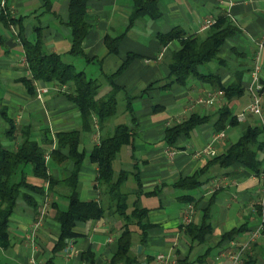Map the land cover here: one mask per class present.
Segmentation results:
<instances>
[{"label": "crops", "instance_id": "crops-1", "mask_svg": "<svg viewBox=\"0 0 264 264\" xmlns=\"http://www.w3.org/2000/svg\"><path fill=\"white\" fill-rule=\"evenodd\" d=\"M68 4L69 0H0V110L16 128L31 123L35 131L40 122L44 123L49 128L46 136L52 140L57 133L79 129V112L66 97L57 94L54 84L35 83L34 96H30L21 81L28 79L29 74L20 40L33 43L39 38L49 53L66 54L71 46L66 26ZM87 6L88 22L94 27L83 42V50L95 63L84 65L77 60L74 65L83 66L85 71L90 67L97 69V75H110L127 54H133L136 58L115 79V85L128 95L157 85L132 102L137 135L132 146L126 147L120 155L123 166L134 172V167L137 168L139 188L135 190V180L130 177L129 193L138 194L136 208L147 210L146 221L150 225L141 243L139 231L133 228L131 253L135 262L161 264L157 257L164 255L167 259L163 264H234L230 257L246 245L236 264H264V221L258 214L260 177L240 165L228 171L212 166L201 176L203 185L197 190L185 192L173 187L178 180L192 177L212 158L224 153L247 128L264 122L263 110L262 121L247 112L251 104L247 88L251 82L252 61L258 43L264 41V0H157L160 18L140 20L130 29L127 24L132 11L131 0H91ZM220 14L229 17L238 33L226 40L219 51L224 64L212 62L200 71L218 77L225 87L238 84L244 89L243 95L227 101L223 94L218 96L219 91L210 84L196 80H190L184 87L160 90L169 75L172 53L179 49V44L174 42L160 50L156 37L174 28L187 36L203 35L204 23L213 22ZM3 16H8L14 24ZM123 33L117 55H108L104 36L116 37ZM262 64L260 80L264 81V52ZM103 91H107L106 88ZM224 107L238 125L215 133L212 124ZM192 114L209 117V123L196 128L189 137H179L175 149L167 148L163 144L166 128L185 121ZM7 128L0 117V143L14 149L4 136ZM95 133L83 137L87 153L97 144L93 140ZM34 137L37 136L34 134ZM66 167L70 171L72 164ZM96 173L95 165L88 161L81 166L78 174L81 201L105 200L93 189ZM52 175L59 176L55 170ZM26 182L43 189L44 195L30 193L36 202L35 211L21 206L12 215L8 226L11 247L0 250L3 262L90 264L91 260L92 264H109L117 251L116 240L122 226L119 217L109 211L102 219L76 223L77 238L58 251L55 246L60 229L54 214L56 209L66 208V191L56 187L47 196L46 182L32 176H28ZM185 195L192 202L180 200ZM188 205L192 207L188 224L209 227L210 232L201 244L192 243L184 233L183 227L187 224L183 217ZM42 209L45 210L43 215L40 214ZM237 229H242L240 235L219 243L223 234ZM254 232L258 234L252 238Z\"/></svg>", "mask_w": 264, "mask_h": 264}, {"label": "trees", "instance_id": "trees-1", "mask_svg": "<svg viewBox=\"0 0 264 264\" xmlns=\"http://www.w3.org/2000/svg\"><path fill=\"white\" fill-rule=\"evenodd\" d=\"M89 1L91 0H69L66 26L70 32L71 46L66 54L49 53L39 38L33 43L25 39L20 40L29 74L28 79L21 81L25 84L27 92L30 96H34L33 84L35 83L54 84L58 88L57 94L66 97L79 112L80 127L76 130L57 133L55 139L52 140L46 136L49 128L44 123L37 126L39 128L35 131L31 123L28 126L16 128L0 110L3 124L8 127L3 131L4 136L15 147L10 149L0 143V250L11 247L8 226L12 215L18 212L21 206L35 211L36 202L29 195L30 193L44 195L43 189L33 187L26 182L27 177L32 176L47 183V196H50L56 187H61L66 191L64 196L67 201L66 208L56 209L54 214V221L60 229L55 246L58 251L63 250L68 242L77 238V234L74 233L76 223L102 219L110 211L120 218L122 226L116 240L117 251L109 264H137L131 253L132 235L135 234L133 228L139 231L138 237L141 243L150 225L146 221L147 210L136 208L138 194L129 193L128 180L130 177L133 181L135 180V190L139 188L137 168L134 167V172L123 166L120 155L126 147L132 146L137 135L138 128L132 102L142 98L148 90L156 88L157 85L148 86L134 95L126 94L115 85V79L136 58L133 54H127L118 69L110 75L101 74L98 77H92L84 69L79 72L76 70L77 65H74V62L77 60H81L84 65L95 63V59L86 57L83 50V42L94 27L91 22H88L87 3ZM131 1L132 11L128 18L127 29L140 20L157 21L160 18L157 0ZM2 18L8 19V16ZM8 22L13 23L9 19ZM19 30H22L21 26ZM237 33L238 30L229 17L220 14L203 35L187 36L178 28L158 35L156 39L160 50L174 42L179 44V49L172 53L168 63L169 75L160 90L169 91L173 86L184 87L190 80H196L210 84L221 92L227 101L242 96L244 89L238 84L225 87L221 85L218 77L205 75L200 71L203 66L212 62L219 65L224 64L219 51L225 41ZM124 36V33L116 37L104 36L103 44L108 55H117L118 45ZM260 85L261 109L264 111V99H262L264 81L260 80ZM104 88L107 91L100 96V91ZM119 98L124 103L122 111L118 109ZM119 115L124 116L127 123L115 124L113 119ZM207 123H209V117L192 114L185 121L166 128L163 144L169 149H175L179 137H189L196 128ZM237 125L236 118L231 116L227 107L218 112L217 120L212 124L215 133L224 131L226 127ZM95 131L99 134L98 143L87 153L84 149L83 137ZM45 155L48 156L47 160H45ZM86 161L95 165L97 169L93 189L98 192L99 198L105 200L84 202L79 199L78 174ZM68 163L72 164L70 171L66 167ZM234 165L242 166L255 177L262 175L264 122L247 128L235 143L227 147L224 153L212 158L192 177L178 180L173 187L185 192L197 190L203 185L200 180L201 176L205 175L210 167L218 166L219 169L228 171ZM54 170L58 172V177H53L52 171ZM130 197H133L131 201ZM180 200L192 202L188 195L182 196ZM105 204H107L106 207ZM51 206L55 209V203ZM262 211L264 212V209L259 206L258 214L262 215ZM262 219L264 221V215ZM183 228L189 240L197 244H201L210 232L209 227L202 224L196 226L190 223ZM241 233L242 229L225 233L220 237L219 243L230 241ZM262 234H264V226ZM92 263L93 261L90 260V264ZM0 264H6L1 257Z\"/></svg>", "mask_w": 264, "mask_h": 264}, {"label": "built area", "instance_id": "built-area-1", "mask_svg": "<svg viewBox=\"0 0 264 264\" xmlns=\"http://www.w3.org/2000/svg\"><path fill=\"white\" fill-rule=\"evenodd\" d=\"M213 24L212 21H206L204 23L203 29H207L208 27H210ZM262 54H263V43L260 42L257 45L256 48V53L254 55L253 61H252V69H251V82L247 88L248 93L250 95V99H251V104L250 106L247 108V112L249 114H252L254 116H257L258 118H260V120L262 119V109H261V98L259 95V92L261 90V85H260V73L262 70ZM222 93L219 92L218 96H221ZM93 140L95 143H98V134L95 133ZM48 159V156L45 155V160ZM261 179V189H260V200L258 205L264 209V169H263V173L260 176ZM192 212V207L190 205H188L186 207V210L184 211V223L188 224L190 222V215ZM45 213V210L42 209L40 214L43 215ZM264 215V212L262 211V217ZM262 226V225H260ZM258 233L254 232L253 235L251 236L252 238H254ZM246 245L241 249V251H239L238 253L234 254L231 258V260L233 261L234 264L238 263L240 260V255L242 254V252L244 250H246ZM166 257L164 255H160L157 257V261L161 264L166 262Z\"/></svg>", "mask_w": 264, "mask_h": 264}, {"label": "rangeland", "instance_id": "rangeland-1", "mask_svg": "<svg viewBox=\"0 0 264 264\" xmlns=\"http://www.w3.org/2000/svg\"><path fill=\"white\" fill-rule=\"evenodd\" d=\"M84 68H83V66H78L77 68H76V70L79 72L80 70H83ZM97 69H94V68H92V67H90V68H88L87 70H86V72H87V74H89V76H95V77H98L99 75H97ZM103 93H104V91L102 90V91H100V96H102L103 95ZM120 99V98H119ZM118 109H119V111H122L123 109H124V103L121 101V99H120V101H119V105H118ZM40 119H42V121H44L43 120V118L41 117ZM126 118L124 117V116H122V115H119V116H117L116 118H114L113 119V122L115 123V124H125V123H127L126 122ZM41 124H42V122H40ZM115 170H118V168H115Z\"/></svg>", "mask_w": 264, "mask_h": 264}, {"label": "water", "instance_id": "water-1", "mask_svg": "<svg viewBox=\"0 0 264 264\" xmlns=\"http://www.w3.org/2000/svg\"><path fill=\"white\" fill-rule=\"evenodd\" d=\"M139 250H140V248L138 247L137 251H139Z\"/></svg>", "mask_w": 264, "mask_h": 264}]
</instances>
